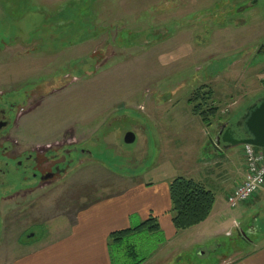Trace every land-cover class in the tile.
Segmentation results:
<instances>
[{"label": "rangeland", "instance_id": "obj_1", "mask_svg": "<svg viewBox=\"0 0 264 264\" xmlns=\"http://www.w3.org/2000/svg\"><path fill=\"white\" fill-rule=\"evenodd\" d=\"M255 2L0 0V94L17 101L25 93L43 94L19 120L22 138L54 140L66 132L69 148L77 144L91 150V155L70 154L73 162L62 187L51 184L45 194H30L28 212L24 194L0 200V264L65 236L73 212L106 195L109 172L138 176L135 182L207 178L215 209L222 211L223 234L228 231L221 238L229 246L242 244L234 221L251 240L264 234V199L230 207L221 181L226 173L234 176L243 145L226 147L221 141L222 152L212 154L220 166L212 174L204 168L216 129L239 122L264 97V0ZM201 85L212 88L218 108L210 126L187 103ZM135 124L146 127L150 137L142 162L118 156L103 142L113 133L130 149L134 144L126 143L123 133ZM95 136L98 145L91 143ZM212 233L193 241L208 245ZM136 238L135 257L123 253L127 242L112 249L118 264L149 257L163 241L157 233ZM193 241L181 252L182 260L193 257Z\"/></svg>", "mask_w": 264, "mask_h": 264}, {"label": "crops", "instance_id": "obj_2", "mask_svg": "<svg viewBox=\"0 0 264 264\" xmlns=\"http://www.w3.org/2000/svg\"><path fill=\"white\" fill-rule=\"evenodd\" d=\"M260 52H264V48ZM144 132L146 136L145 156H147L146 153L150 148V137L146 127ZM214 142V138L210 137L207 150L210 161H206V166H204L205 171H208L207 174H212L214 171L212 168H217L221 164L220 160L212 159L213 152H222L220 145L214 146ZM198 171L201 170L198 169ZM218 175L220 176V174ZM227 175L228 173L221 178L227 188L226 196L244 178L243 157L240 165L234 168V176L230 178ZM137 177L131 174L125 176L109 172L104 187L106 195H101L99 198L86 203L83 202L73 212L71 229L65 236L23 254L10 264H111L108 249L109 234L116 230L133 228L150 215L156 217L163 241L159 247L153 249L151 255L141 264H172L177 259L179 264L186 262H188L187 264H195L193 261L195 258L201 261L199 264H264L263 233L251 240L243 227L234 221L233 229L236 228L242 244L229 246L227 241L221 238V236L228 234V231L223 234L221 229L223 224L222 211L215 209L214 205L206 220L189 229L177 230L172 222L169 195V183L175 177L156 181L137 180L138 182H135ZM185 178L199 181L205 187H207L205 181L212 185V180L201 179V176H198V179ZM263 199L264 189H261L249 201H262ZM205 231H213L210 235L213 239L211 243L208 245H204L201 241L195 243L194 238L204 237ZM248 231L253 234L252 228H248ZM192 241L193 257L182 260L181 252L189 248ZM170 258L172 259L171 262L168 261Z\"/></svg>", "mask_w": 264, "mask_h": 264}, {"label": "flooded vegetation", "instance_id": "obj_3", "mask_svg": "<svg viewBox=\"0 0 264 264\" xmlns=\"http://www.w3.org/2000/svg\"><path fill=\"white\" fill-rule=\"evenodd\" d=\"M252 1L256 3L255 0ZM24 95L26 98L17 101L3 93L0 94V200L24 194V197H28L25 204L26 212H28L31 208L28 203L33 199L30 198V194L35 191L45 194V191L52 188L51 184L53 189L62 187V177L73 162V159L69 157L70 154L91 155V150L85 149L82 145L78 147L77 144L69 148L66 132L61 133L54 140L46 139V137L37 138L35 135L23 139L21 135L24 131H21L19 120L38 105H35L36 101L41 100L43 94L35 92ZM227 128L237 138L244 136L243 127L237 126L236 123H226L219 129L225 131ZM129 131L135 136L132 142L134 145L130 149L123 148L122 144L114 139L113 133L104 136L103 142L109 144V148L118 156L124 159L130 156L136 157L140 162L145 155L144 128L141 125H132L130 130L123 133L124 140ZM99 142L98 136H95L91 143L98 145ZM12 211L17 213L14 209ZM26 212L23 211V213ZM28 235L29 233H26L24 237Z\"/></svg>", "mask_w": 264, "mask_h": 264}, {"label": "trees", "instance_id": "obj_4", "mask_svg": "<svg viewBox=\"0 0 264 264\" xmlns=\"http://www.w3.org/2000/svg\"><path fill=\"white\" fill-rule=\"evenodd\" d=\"M213 94L214 92L210 86L201 85L187 99L192 113L197 115L207 126L213 125V119L217 117L218 113V108L214 105ZM169 195L171 199L172 222L177 230L189 229L206 220L215 203V195L212 190L205 187L199 181L182 176L171 180L169 183ZM152 233L161 234L162 236L157 219L152 215L133 228L111 232L108 236L111 264H115L116 261L113 257L112 249L118 248L127 242L123 253H126L129 257H135L136 236ZM133 239L134 242H129ZM120 250L119 253H121ZM147 257L148 255L134 264H141ZM116 264H118L117 261Z\"/></svg>", "mask_w": 264, "mask_h": 264}, {"label": "water", "instance_id": "obj_5", "mask_svg": "<svg viewBox=\"0 0 264 264\" xmlns=\"http://www.w3.org/2000/svg\"><path fill=\"white\" fill-rule=\"evenodd\" d=\"M236 124L243 127V137L233 136L228 128L225 131L220 129L214 137L215 142L220 144L222 141L226 147L247 144L264 149V97L250 105ZM224 126L225 124L221 128ZM134 137V133L129 131L124 141L133 142Z\"/></svg>", "mask_w": 264, "mask_h": 264}, {"label": "built area", "instance_id": "obj_6", "mask_svg": "<svg viewBox=\"0 0 264 264\" xmlns=\"http://www.w3.org/2000/svg\"><path fill=\"white\" fill-rule=\"evenodd\" d=\"M245 175L233 192L227 196L230 207L250 200L255 193L264 189V151L250 145L243 146Z\"/></svg>", "mask_w": 264, "mask_h": 264}]
</instances>
